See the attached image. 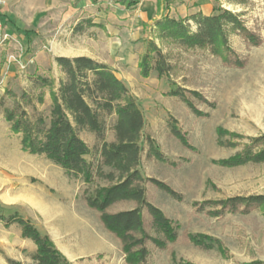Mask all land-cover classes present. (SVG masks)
<instances>
[{
	"label": "rangeland",
	"instance_id": "obj_1",
	"mask_svg": "<svg viewBox=\"0 0 264 264\" xmlns=\"http://www.w3.org/2000/svg\"><path fill=\"white\" fill-rule=\"evenodd\" d=\"M11 1L12 8L18 9L20 1ZM22 1L33 3L30 8L44 16L40 15L34 24L25 23L24 28L11 30L4 21L0 31V196L8 201L19 198L21 202L6 203L0 206V212L5 216L16 213L30 220L51 237L72 264H128L119 239L105 228L97 211L87 203L88 196L109 181L95 177L86 182L80 176L68 175L45 155L23 151L20 134L11 130L4 117V108L14 106L13 97L7 93L11 90L32 116L42 112L48 119L52 88L65 74L46 39L54 38L61 26L56 18L50 20L46 15L64 9V3L76 7L82 0ZM90 2L103 15L110 13V33L102 20L94 22V16L87 13L90 16L81 18L74 31L94 36L75 38V42L70 35L72 50L82 55L67 57L94 55L100 61L99 58L110 56V67L119 77L127 78L129 89L142 108L144 133L164 157L148 155L146 147L142 171L175 192L174 195L152 181L147 183L148 199L179 225L177 241L164 250L152 247L147 264H264V207L229 211L212 203L233 196L264 195V162L234 166L219 163L242 151L251 137L264 134V0H248L244 4L213 0L214 8L222 6L240 12L247 27L262 37L260 45H251L241 35L231 34L230 44L247 57L244 67L228 66L207 49H187L160 39L154 27L156 19L142 29L128 25L124 7L129 8L115 0ZM7 3L8 0H0L2 16ZM89 21L95 25H89ZM80 23L82 29L76 31ZM91 27L99 32L87 30ZM99 35L108 36L110 51L98 40ZM152 41L161 48L169 69L159 75L154 59L150 75L145 77L140 61ZM62 45L67 44H59L58 48ZM42 79L50 83L43 84ZM174 90H182L195 109L180 95L172 94ZM39 96L43 103L38 101ZM115 122V114L106 117L107 141L115 140ZM173 128L182 132L188 145L175 135ZM82 136L93 149L88 159L96 162L100 142L93 132L83 131ZM31 187L43 207L40 200L35 206L17 196ZM12 224L0 219V264H11L9 258L22 264L35 263L37 245L23 235L29 239L27 244L16 243ZM196 236L206 240V247L199 239L194 241Z\"/></svg>",
	"mask_w": 264,
	"mask_h": 264
},
{
	"label": "trees",
	"instance_id": "obj_2",
	"mask_svg": "<svg viewBox=\"0 0 264 264\" xmlns=\"http://www.w3.org/2000/svg\"><path fill=\"white\" fill-rule=\"evenodd\" d=\"M92 1L97 3L99 0ZM115 1L131 8L140 0ZM234 1L244 4L248 0ZM88 24L95 25L92 21ZM154 27L160 39L170 40L187 49H207L228 66L244 67L247 63V57L238 54L230 44L231 34L241 35L251 45L262 43V37L247 27L240 12L222 6L215 7L209 15L201 12L186 17L164 14L155 20ZM81 29L82 23L76 31ZM154 59L158 74H165L169 64L161 48L152 41L140 61L143 76L150 75ZM55 60L65 78L52 88L48 119L42 112L32 116L11 90L7 93L13 97L14 106L4 108V117L11 130L20 134L23 151L45 155L64 168L68 175L80 176L86 182L95 177H104L109 181L108 185L97 188L94 194L89 195L87 203L97 211L105 228L119 239L128 264H147L152 247L164 250L178 239L179 225L148 199L147 183L152 181L174 195L175 192L169 185L148 178L142 171V154L146 147L148 155L164 159L163 154L144 133L145 117L137 98L112 67L89 56H57ZM40 81L50 83L46 79ZM171 93L180 95L195 109L182 90ZM38 101L43 103L42 96ZM197 113L200 112L197 110ZM113 114L116 115L113 126L115 140L107 141L106 117ZM83 131L95 133L100 142L96 162L88 159L93 149L83 138ZM173 131L188 145L179 129L173 128ZM247 162H264V134L251 137L242 151L219 161L227 166ZM212 203H218L222 209L229 211H248L264 207V195L233 196ZM125 204L128 207L118 209L117 206ZM0 219L7 225L18 223L23 237L35 242L37 250L33 255V264H72L51 237L42 233L30 220L16 213L10 216L0 214ZM198 237L193 238L194 241L199 239L200 244L205 246L206 240ZM8 261L22 264L11 258Z\"/></svg>",
	"mask_w": 264,
	"mask_h": 264
},
{
	"label": "crops",
	"instance_id": "obj_3",
	"mask_svg": "<svg viewBox=\"0 0 264 264\" xmlns=\"http://www.w3.org/2000/svg\"><path fill=\"white\" fill-rule=\"evenodd\" d=\"M20 1V2H19ZM18 2V9L12 8L13 2L11 0H8V3L4 6L3 9V19L5 23H7L8 30H11V28L17 29V28H24L25 23L34 24L40 15L44 16V14L39 11L32 10L30 7H32L33 3L27 4L25 1L19 0ZM16 3V1L14 2ZM25 8L21 9L20 6H23ZM66 6L64 9L58 10L57 13L52 14L49 13L46 15L47 19L56 18L59 26L61 28L59 29V33H57L54 38H50V36L47 39L48 45L50 47V50L53 52V56H72V55H82L81 53H74V50H72L69 41L71 40V36H73V39L76 41L75 38H78L82 40L83 38L92 39L94 35H84L85 31L82 32H75L74 26L75 24L81 20V18L85 16L87 13L92 14L94 16V22H100L101 20L105 23L108 32L110 33V13L105 14L101 11H98L96 6L91 4L90 0H82L79 3H77L76 7L72 6L70 3H64ZM213 0H140L139 3L131 7L129 9L125 8V12L128 17L127 24L130 26H136L138 29L144 28L147 23H150L154 21V19L160 18L163 14H169L172 17H186L188 15L201 12L203 14L209 15L213 12ZM23 10V11H22ZM106 17V18H103ZM56 21V20H54ZM50 23V22H49ZM89 31H98V28L91 27V29H87ZM86 30V31H87ZM65 32V33H63ZM88 32V31H87ZM86 32V33H87ZM71 33V34H70ZM95 33V32H94ZM100 38L98 40L105 44L106 47H108V50L110 51V39H108V36L99 35ZM45 38V35H44ZM58 40V41H57ZM67 44L66 46H61L58 48L59 44ZM91 57L95 58L94 55H90ZM98 58V57H97ZM100 61L107 63L110 66V56L108 58H99ZM122 80L127 84L129 88H131L127 81V78L120 76ZM26 190H31L33 194L34 190L31 187V189L27 188ZM25 192V191H24ZM24 192L22 194H17L18 197H21V199L27 201V203H35L36 206L38 202H35L34 200H29L24 196ZM16 196V197H17ZM8 204H16L20 203L19 198L17 200H6L2 196H0V206ZM43 202H40L39 205L43 207L41 204ZM38 206V205H37ZM1 214V212H0ZM11 230L14 233V237L16 239V243L20 245L27 244V241L29 239H24L22 237V231L18 223H14L11 225Z\"/></svg>",
	"mask_w": 264,
	"mask_h": 264
},
{
	"label": "bare ground",
	"instance_id": "obj_4",
	"mask_svg": "<svg viewBox=\"0 0 264 264\" xmlns=\"http://www.w3.org/2000/svg\"><path fill=\"white\" fill-rule=\"evenodd\" d=\"M22 168V167H21ZM0 182H3L0 180ZM26 193L24 194V196H26L27 199L29 200H34L35 202H39L40 199H37V197H35L34 194H31L32 191L31 190H24ZM41 202V200H40Z\"/></svg>",
	"mask_w": 264,
	"mask_h": 264
},
{
	"label": "built area",
	"instance_id": "obj_5",
	"mask_svg": "<svg viewBox=\"0 0 264 264\" xmlns=\"http://www.w3.org/2000/svg\"><path fill=\"white\" fill-rule=\"evenodd\" d=\"M3 24H4V19H3V16H2V8H1V4H0V31L3 28Z\"/></svg>",
	"mask_w": 264,
	"mask_h": 264
}]
</instances>
